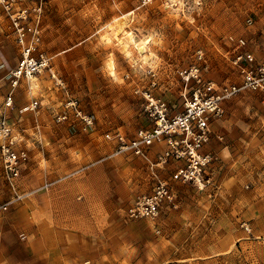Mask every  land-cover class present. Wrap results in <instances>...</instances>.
I'll use <instances>...</instances> for the list:
<instances>
[{
  "label": "rangeland",
  "instance_id": "rangeland-1",
  "mask_svg": "<svg viewBox=\"0 0 264 264\" xmlns=\"http://www.w3.org/2000/svg\"><path fill=\"white\" fill-rule=\"evenodd\" d=\"M172 2L139 7L138 0L46 1L41 48L64 85L55 88L43 74L20 81L12 106L4 109L28 153L20 188L52 183L0 216V243L14 262L39 264L19 246L45 223L72 227L67 245L71 252L83 251V260L71 264H264V107L254 91L233 96L212 124L222 136L207 144L219 161L216 188L176 183L156 220L128 217L133 201L152 185L139 158L122 154L77 172L111 149L102 133L119 129L130 136L151 124L144 99L134 93L136 86H148L146 70L155 73L152 91L175 113L188 86L179 72L197 61V50L205 59L203 77L216 83L240 80L225 56L228 34L242 36L255 58L264 60V0ZM247 16L253 18L250 26ZM17 59L0 15V111ZM32 98L39 102L35 110L28 107ZM67 98L93 117L97 133L88 135L70 115L56 119L57 103Z\"/></svg>",
  "mask_w": 264,
  "mask_h": 264
},
{
  "label": "built area",
  "instance_id": "built-area-1",
  "mask_svg": "<svg viewBox=\"0 0 264 264\" xmlns=\"http://www.w3.org/2000/svg\"><path fill=\"white\" fill-rule=\"evenodd\" d=\"M156 0H138V6H147ZM166 7L174 6L172 0H160ZM46 0H0V15L7 23L18 50V59L9 71L10 89L6 92L0 111V178L5 188L6 199L0 201V216L11 204L23 199L33 191L47 188L52 183L44 182L31 191H23L19 185L21 170L25 166L28 153L23 145V136L15 129L14 122L5 114L12 106V91L20 81L29 82L41 74H46L55 86L64 82L57 77L51 56L41 48V21ZM245 26L253 23V18L244 19ZM225 42L229 49L225 56L240 74L239 82L216 83L203 77L201 66L205 63L201 49L196 52L197 61L180 70L184 81L182 109L173 113L171 108L152 91L156 85L155 73L148 69L147 87L136 86L134 93L144 99L143 109L149 126L140 127L130 136L119 129L104 132L102 138L112 144L111 149L96 161H103L122 154L135 156L143 161L152 185L150 192L138 196L128 209L132 220L159 218L162 206L171 202L176 183L190 184L199 190L216 188L217 156L207 148L212 136L221 140L212 124L222 118L226 103L243 90L257 93L258 103L264 107V62L258 61L247 48L246 40L240 35L228 34ZM28 90L31 87L28 85ZM39 105L32 99L29 108ZM56 114L58 121L68 116L78 121L82 131H94V119L83 112L76 101L67 98L60 104ZM5 109V110H4ZM94 162L84 165L83 171ZM246 232V223L240 225Z\"/></svg>",
  "mask_w": 264,
  "mask_h": 264
},
{
  "label": "crops",
  "instance_id": "crops-1",
  "mask_svg": "<svg viewBox=\"0 0 264 264\" xmlns=\"http://www.w3.org/2000/svg\"><path fill=\"white\" fill-rule=\"evenodd\" d=\"M247 48L249 49L248 46ZM262 49L264 51V45L262 46ZM257 60L264 62L263 59L260 60L257 59ZM43 75L46 76L47 80L51 83V85L55 87L53 81L46 74ZM63 101H59L57 104H59L60 106L61 102ZM95 133H97V130L94 128V131L92 133H88V135H92ZM102 134H101V138H102ZM105 153L106 152L102 153L101 156ZM97 160L93 162L94 163L101 162V161L96 162ZM218 164L219 161L217 157L216 168H215L216 172L218 170ZM1 228H3V226L0 224V229ZM69 228L72 227L68 225L47 226L45 223H40L39 225L34 226V230H35L34 239L33 240L23 239V242L22 244H20L19 248L21 247L24 250L25 254H28L27 258H31L30 260L37 261L39 262V264H71L69 262L83 260V251H81L80 253H76L73 251L71 252L70 249L68 248L67 236L71 234ZM81 242H83V240H81ZM13 259L14 258L11 256L8 248L0 243V264H29L27 261L22 262L21 260H20L21 262L20 261L14 262Z\"/></svg>",
  "mask_w": 264,
  "mask_h": 264
}]
</instances>
